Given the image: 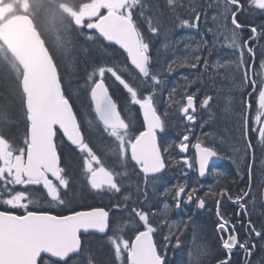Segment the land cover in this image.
Wrapping results in <instances>:
<instances>
[{
  "label": "snow or ice",
  "instance_id": "obj_1",
  "mask_svg": "<svg viewBox=\"0 0 264 264\" xmlns=\"http://www.w3.org/2000/svg\"><path fill=\"white\" fill-rule=\"evenodd\" d=\"M188 31L200 39L177 35ZM262 42L264 0H0V264H168L188 226L169 213L209 200L219 246L190 249L189 264H234L235 252L252 264L264 241V183L253 179L257 152L264 161ZM82 44L112 56L86 73L81 114L58 58L71 64ZM218 50L229 56L213 59ZM213 106L233 121L230 140L203 131ZM224 159L247 176L235 193L238 180L214 167ZM169 169L183 179L157 191ZM210 175L217 187L205 190ZM77 182L108 204L33 210L71 207Z\"/></svg>",
  "mask_w": 264,
  "mask_h": 264
},
{
  "label": "flooded vegetation",
  "instance_id": "obj_2",
  "mask_svg": "<svg viewBox=\"0 0 264 264\" xmlns=\"http://www.w3.org/2000/svg\"><path fill=\"white\" fill-rule=\"evenodd\" d=\"M186 33L192 34V35H199L200 33L195 31H188ZM264 44V42H262ZM217 55L220 56V58H225L229 56V53L227 50H218L217 53H214L213 59L217 58ZM260 54L257 53V65L259 64L260 60ZM258 70V69H257ZM184 73H188L190 70L183 69ZM109 83V82H108ZM110 84V83H109ZM115 88V85H113ZM200 87H203L202 85ZM117 98L119 99V94L117 95ZM221 113V110L217 106H213V119L206 124L205 128L203 129L204 132H213L217 137H225L226 140H230L232 133H233V121L231 119H221L219 115ZM255 113V109H253V114ZM224 116V115H223ZM198 117H203V119H208L207 113H198ZM199 123V120H198ZM223 128L226 127V132L221 133L217 128ZM182 130V128H181ZM177 133L176 129H170L169 134L171 137H175ZM218 133V134H217ZM228 133V135H227ZM196 135L201 134V129L197 128L195 130ZM193 142L195 140L193 139ZM194 150L190 149L189 155L192 154ZM222 151L226 154L231 153V148L229 147V144L226 142L224 145H222ZM215 169L226 173L229 177L236 178L238 180V183L235 185H231L233 188V192L235 193L241 188H244L247 182V176H244V179H239L238 177H235V173L237 171L236 165L232 164L231 161L228 159L216 161L214 165ZM261 167H264V161H261L260 159V153L257 152V161L255 165V175H254V184H261L264 183V175H261L259 169ZM195 177V173H190L189 176V182H193V178ZM183 179V177L180 176L179 172L176 169H169L166 171V173L163 174L162 179L157 183L156 188L157 191H162L163 188H166L170 185L171 182H174L176 180ZM216 177L214 176H208L204 181L205 190L209 187L215 188L217 187L216 184ZM223 182V181H222ZM80 204L73 206L69 208L63 209V212H61V209L58 207H49L46 203L41 202L40 205L33 208V210L36 211H48L52 214H69L73 210H88L91 207H97V206H105L108 204L107 197L104 198H98L96 200L89 199L88 197H82L80 199ZM227 209L229 213H233L235 211V206L231 205L230 202L224 201L222 204V210ZM259 215V210L257 213L253 216V219H256ZM190 218V219H189ZM169 220L175 221L176 223H181L184 221L188 222L187 228L184 230L183 235L180 237L181 239V246L179 249H175L173 245L169 246V250L167 252V262L168 264H183L181 263V259L183 258L184 252L186 250H190V248H194V252L198 251V249L201 246H207L210 248H218V237L215 232V206L214 203L209 200L206 209L204 210H198L194 206H187L182 208L181 210H173L171 213H169ZM99 235V234H97ZM241 236H243V233L241 232ZM195 238V239H194ZM190 241L192 244H190ZM258 247L254 251L253 256L251 257L252 264H260L261 260H264V249H262L261 246H264V241H260L258 238L255 240ZM233 262L234 264H244V257L242 252H235L233 255Z\"/></svg>",
  "mask_w": 264,
  "mask_h": 264
},
{
  "label": "rangeland",
  "instance_id": "obj_3",
  "mask_svg": "<svg viewBox=\"0 0 264 264\" xmlns=\"http://www.w3.org/2000/svg\"><path fill=\"white\" fill-rule=\"evenodd\" d=\"M177 35H188L192 39H195V40H199L200 39V34L199 35H192V34H189V33H186V32H181V33H177ZM87 46H89V45H83L82 44L80 46V48H78L76 50V52L73 54L71 65H72L73 68H75V74H73V72H72V76H71L72 79H74L75 76H80V75L81 76L83 75V76L86 77V75H84V72L82 70H78L79 65L83 64L82 58L85 57V54H90V55H88V57L84 60V63H85V61L90 62V60L93 59V56L94 57L97 56V55L98 56H103L102 53H101V48H100L99 45L89 46V47H91L90 48L91 50L85 51L84 49H86ZM106 55H107V58H108V57H111L112 54H109V52H106ZM64 64L67 65L68 63L65 61ZM76 82H78L77 86L80 89L78 91V93H79L78 95L85 93L86 92L85 78H79V81H76ZM108 82L110 84H112V80L111 79H109ZM72 95H73L72 97L75 99V102L79 105L80 101H78L75 98V94H72ZM80 107H82V106L79 105V108ZM219 115H221L220 116L221 119H225L224 116H223L224 114L222 113V111H221V113ZM217 130H219V132L223 131V132H221L223 134V133L226 132V127H223V128L219 127V128H217ZM227 135H228V133H227ZM75 191H76V196H75V200H74L73 206L80 204V202H81L80 199L82 197H88L89 199H92V200H96L98 198H101L100 196H97L95 193L90 192L80 182H77V184L75 185ZM190 243H191V241H190ZM190 249L194 251V248L191 247ZM188 252H189V250L188 251L186 250V252H184L183 258L181 259V263L189 264Z\"/></svg>",
  "mask_w": 264,
  "mask_h": 264
},
{
  "label": "trees",
  "instance_id": "obj_4",
  "mask_svg": "<svg viewBox=\"0 0 264 264\" xmlns=\"http://www.w3.org/2000/svg\"><path fill=\"white\" fill-rule=\"evenodd\" d=\"M88 50H91L89 46L86 47ZM101 48V53L102 55L104 56H93V59L90 60V62H87L85 61L84 63V60L88 57V55L90 54H85V57L82 58L83 60V64L79 65V68L78 70H82L84 72V75H86L87 72L91 71L92 70V67L95 66V63L102 60L103 58H107V55H106V52L105 50ZM114 49V47H112ZM107 52H109V54H112V50L109 49ZM112 56V55H111ZM108 58H111V57H108ZM58 63H60V72H61V76L63 78V84H64V87L66 88V90L72 95V94H75V98H79L77 99L79 102V105L83 107L84 110H86V106H87V99H86V92L83 93V94H80L78 95V91L80 90L78 88V82L76 81H79V78H86L85 76H75L74 79H72V72L73 74H75V68L72 67L71 64H67L65 65L64 62H60L59 61V58H58ZM73 96V95H72ZM73 100L75 101V99L73 98ZM76 107L79 106L76 102ZM79 111V110H78Z\"/></svg>",
  "mask_w": 264,
  "mask_h": 264
},
{
  "label": "water",
  "instance_id": "obj_5",
  "mask_svg": "<svg viewBox=\"0 0 264 264\" xmlns=\"http://www.w3.org/2000/svg\"><path fill=\"white\" fill-rule=\"evenodd\" d=\"M117 47V46H116Z\"/></svg>",
  "mask_w": 264,
  "mask_h": 264
}]
</instances>
